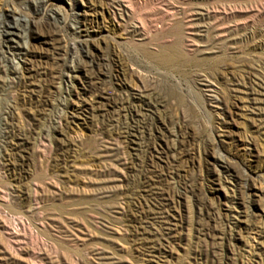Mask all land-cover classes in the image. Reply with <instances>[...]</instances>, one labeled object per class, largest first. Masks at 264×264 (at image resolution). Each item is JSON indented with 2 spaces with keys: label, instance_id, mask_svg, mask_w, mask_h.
Returning <instances> with one entry per match:
<instances>
[{
  "label": "rangeland",
  "instance_id": "374dc122",
  "mask_svg": "<svg viewBox=\"0 0 264 264\" xmlns=\"http://www.w3.org/2000/svg\"><path fill=\"white\" fill-rule=\"evenodd\" d=\"M0 264H264V0H0Z\"/></svg>",
  "mask_w": 264,
  "mask_h": 264
},
{
  "label": "bare ground",
  "instance_id": "6f19581e",
  "mask_svg": "<svg viewBox=\"0 0 264 264\" xmlns=\"http://www.w3.org/2000/svg\"><path fill=\"white\" fill-rule=\"evenodd\" d=\"M134 1H137V2H138L139 0H134ZM169 11H170V10H169ZM172 13H173V10H171L170 12H168V14H170V15H172ZM164 25H165V23H161V24L158 25L157 23H153V22H149V24H148L149 28H151V29H152V28H153V29H154V28L156 29L157 27H163ZM164 55H165V54H164ZM164 55H163V54L160 55V58H161V59H160V62H161V60H162V61H165V60H166V61H168V63H169V60L172 61L173 58H171V57H165ZM157 62H158V61H157ZM172 62H173V61H172ZM168 63H167V64H168ZM162 64H163V63H162Z\"/></svg>",
  "mask_w": 264,
  "mask_h": 264
}]
</instances>
